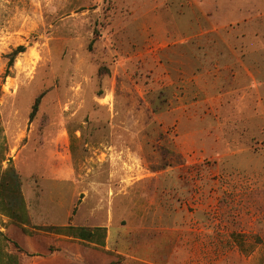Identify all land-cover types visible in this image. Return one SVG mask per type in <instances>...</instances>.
I'll use <instances>...</instances> for the list:
<instances>
[{
    "label": "rangeland",
    "instance_id": "1",
    "mask_svg": "<svg viewBox=\"0 0 264 264\" xmlns=\"http://www.w3.org/2000/svg\"><path fill=\"white\" fill-rule=\"evenodd\" d=\"M0 126L32 227L106 229L46 234L89 264H264V0H0Z\"/></svg>",
    "mask_w": 264,
    "mask_h": 264
},
{
    "label": "trees",
    "instance_id": "2",
    "mask_svg": "<svg viewBox=\"0 0 264 264\" xmlns=\"http://www.w3.org/2000/svg\"><path fill=\"white\" fill-rule=\"evenodd\" d=\"M25 51V46H19L12 54V60ZM39 100L40 97L37 98L31 118L37 111ZM3 177L9 180L14 179L15 183L14 187L9 189L8 185L6 187L4 185L8 182L2 181L4 180L3 178L0 179L3 184H0L3 192L5 191L8 194L4 195V197H7L5 202H10L9 204L6 203V208L11 220L12 227L10 230L13 233L10 237L2 235L0 240V264H75L77 260L89 264L91 254L86 253V251L82 253L73 250L75 249L74 241L55 240L46 234H63L69 238H78L85 244L87 242L86 246L92 243L103 246L105 244L104 240H98V237L100 234L105 237L106 229L102 227L88 229L72 225L43 228L32 227L29 208L21 192L19 182H17V180L19 181V176L12 164L5 171Z\"/></svg>",
    "mask_w": 264,
    "mask_h": 264
},
{
    "label": "crops",
    "instance_id": "3",
    "mask_svg": "<svg viewBox=\"0 0 264 264\" xmlns=\"http://www.w3.org/2000/svg\"><path fill=\"white\" fill-rule=\"evenodd\" d=\"M223 65H221V67H222ZM231 66H234L233 64H229V67H231ZM54 176H56L58 179L61 177V178H63V177H65V178H67L68 179V181H69V179H71V177H72V175H71V173L69 172V171H64V172H60V171H56L55 173H54ZM63 201L62 200H59L57 197L55 198V208L57 209V208H65V207H67L66 206V204L64 205L63 203H62ZM68 202V201H67ZM70 206V205H69ZM28 208H29V210H30V215H31V217H32V220L35 222L36 220L34 219V216H36V215H40L41 216V213H40V211L39 210H37L36 211V213L34 214V210H31V208H30V206H29V203H28ZM70 218H71V214H70V212H68V210L67 209H65V213H64V216L62 215V219L61 220H58V221H54V222H49L47 225H49V226H68V225H70L69 224V222H70ZM42 220V219H41ZM35 225L36 226H40V224L39 223H36L35 222Z\"/></svg>",
    "mask_w": 264,
    "mask_h": 264
}]
</instances>
